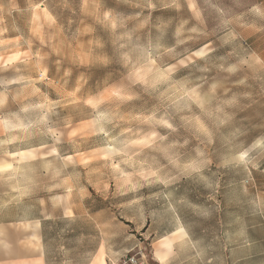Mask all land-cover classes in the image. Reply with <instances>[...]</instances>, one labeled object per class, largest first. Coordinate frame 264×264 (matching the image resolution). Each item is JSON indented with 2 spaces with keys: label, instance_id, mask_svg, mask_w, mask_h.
<instances>
[{
  "label": "rangeland",
  "instance_id": "obj_1",
  "mask_svg": "<svg viewBox=\"0 0 264 264\" xmlns=\"http://www.w3.org/2000/svg\"><path fill=\"white\" fill-rule=\"evenodd\" d=\"M35 218L56 263L264 242V0H0V221Z\"/></svg>",
  "mask_w": 264,
  "mask_h": 264
},
{
  "label": "crops",
  "instance_id": "obj_2",
  "mask_svg": "<svg viewBox=\"0 0 264 264\" xmlns=\"http://www.w3.org/2000/svg\"><path fill=\"white\" fill-rule=\"evenodd\" d=\"M43 222L42 218L28 219L24 222L0 221V264H67L52 262L46 257ZM180 229L184 231V235H177ZM165 238L172 239L171 248L167 251L160 246ZM157 250L161 253L167 252L166 258L156 257ZM152 252L158 264H264V242L230 246L219 256L209 251L199 252L181 224L159 237ZM103 253L104 248L100 247L93 259L79 264H105Z\"/></svg>",
  "mask_w": 264,
  "mask_h": 264
},
{
  "label": "bare ground",
  "instance_id": "obj_3",
  "mask_svg": "<svg viewBox=\"0 0 264 264\" xmlns=\"http://www.w3.org/2000/svg\"><path fill=\"white\" fill-rule=\"evenodd\" d=\"M201 51V50H200ZM108 148V147H107ZM112 149V148H111ZM108 150V149H107ZM113 150V149H112ZM113 152V151H112ZM109 153H111V152H109ZM179 234H182V235H184V231L182 230V229H180V230H178L177 231V235H179ZM171 244H172V239H168V238H165L161 243H160V246H162V247H164V248H166V250L165 251H167V250H170V248H171ZM159 248V247H158ZM170 252V251H169ZM167 252H163V253H161V252H159L158 250L155 252V255H156V257H158V258H161V259H164V258H166L165 256H167V254H166ZM97 259H100V258H97Z\"/></svg>",
  "mask_w": 264,
  "mask_h": 264
},
{
  "label": "clouds",
  "instance_id": "obj_4",
  "mask_svg": "<svg viewBox=\"0 0 264 264\" xmlns=\"http://www.w3.org/2000/svg\"><path fill=\"white\" fill-rule=\"evenodd\" d=\"M99 71L105 74V72L108 70L107 69H99Z\"/></svg>",
  "mask_w": 264,
  "mask_h": 264
},
{
  "label": "built area",
  "instance_id": "obj_5",
  "mask_svg": "<svg viewBox=\"0 0 264 264\" xmlns=\"http://www.w3.org/2000/svg\"><path fill=\"white\" fill-rule=\"evenodd\" d=\"M132 259V258H131ZM132 261V260H131Z\"/></svg>",
  "mask_w": 264,
  "mask_h": 264
}]
</instances>
